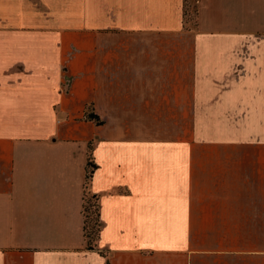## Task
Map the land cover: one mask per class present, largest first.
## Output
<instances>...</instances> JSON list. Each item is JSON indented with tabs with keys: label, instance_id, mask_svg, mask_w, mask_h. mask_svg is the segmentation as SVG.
<instances>
[{
	"label": "crops",
	"instance_id": "1",
	"mask_svg": "<svg viewBox=\"0 0 264 264\" xmlns=\"http://www.w3.org/2000/svg\"><path fill=\"white\" fill-rule=\"evenodd\" d=\"M184 4L0 0V264H264V0Z\"/></svg>",
	"mask_w": 264,
	"mask_h": 264
},
{
	"label": "trees",
	"instance_id": "2",
	"mask_svg": "<svg viewBox=\"0 0 264 264\" xmlns=\"http://www.w3.org/2000/svg\"><path fill=\"white\" fill-rule=\"evenodd\" d=\"M197 1V0H195ZM185 10H184V23L187 24L186 16H187V0H185ZM196 19H197V13H196ZM196 19L194 22V26H196ZM187 26V25H186ZM85 120L92 121L96 124H101L102 121L99 119V117L95 114L93 106L88 105L85 109ZM91 158H89L88 163V174H87V180H90L92 178L94 167L93 164L91 165ZM84 230H85V237L87 239V244L89 248L93 249L96 241L99 238L100 235V221H99V205H98V198L97 197H88V195H85V203H84Z\"/></svg>",
	"mask_w": 264,
	"mask_h": 264
},
{
	"label": "rangeland",
	"instance_id": "3",
	"mask_svg": "<svg viewBox=\"0 0 264 264\" xmlns=\"http://www.w3.org/2000/svg\"><path fill=\"white\" fill-rule=\"evenodd\" d=\"M187 27L192 28L194 25L195 19H196V13H197V1L195 0H187ZM173 132V131H171ZM176 132V136H182V131H174Z\"/></svg>",
	"mask_w": 264,
	"mask_h": 264
}]
</instances>
